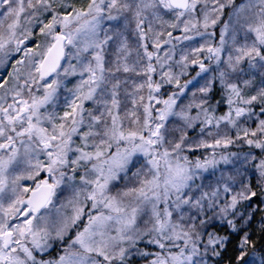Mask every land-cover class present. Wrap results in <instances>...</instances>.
<instances>
[{"label":"snow or ice","instance_id":"1","mask_svg":"<svg viewBox=\"0 0 264 264\" xmlns=\"http://www.w3.org/2000/svg\"><path fill=\"white\" fill-rule=\"evenodd\" d=\"M0 264H264V0H0Z\"/></svg>","mask_w":264,"mask_h":264}]
</instances>
